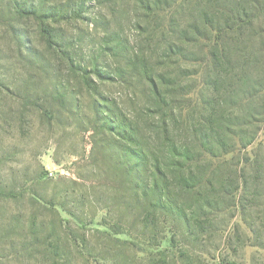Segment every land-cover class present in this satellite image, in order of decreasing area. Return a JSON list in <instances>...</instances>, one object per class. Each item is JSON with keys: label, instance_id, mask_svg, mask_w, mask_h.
<instances>
[{"label": "rangeland", "instance_id": "obj_1", "mask_svg": "<svg viewBox=\"0 0 264 264\" xmlns=\"http://www.w3.org/2000/svg\"><path fill=\"white\" fill-rule=\"evenodd\" d=\"M154 1L0 0L2 187L16 191L31 187L70 203L82 195L95 199V185L107 183L103 173H111L113 152L102 143L109 135L102 128L109 111L133 123L146 140L157 141L158 108L149 84L138 75V57L163 54L172 35L164 31V39L158 23L175 17L180 28L190 31L215 1L181 0L173 15L155 11ZM16 4L20 9L32 6L37 13L26 15L20 10L19 15ZM255 29L260 33L257 51L264 43V16ZM158 61L159 68L173 76L182 75L179 66L197 72L189 81L195 88L193 101L187 98L181 113L182 120L197 121L202 110L199 95L209 102L218 99L204 83V64H170L162 57ZM179 82L184 84L183 76ZM258 133L241 157L228 156L239 172L246 159L264 165V124ZM253 171L258 177L249 179L250 189H237L234 183L226 200L218 197L223 202V210L216 213L220 229L209 242L210 254L204 255L210 264L223 259L264 264V172L259 166ZM103 200L109 202V197ZM107 214L108 209L100 210L92 226L105 229L97 221ZM169 231L162 248L170 247ZM50 243L66 249L61 251L64 258L44 254ZM177 244L172 252L183 246L182 241ZM117 250L101 233L78 226L61 208L48 212L33 205L28 196L12 200L0 196V264H120L108 256ZM122 256L126 264H151L140 252L129 250Z\"/></svg>", "mask_w": 264, "mask_h": 264}, {"label": "trees", "instance_id": "obj_2", "mask_svg": "<svg viewBox=\"0 0 264 264\" xmlns=\"http://www.w3.org/2000/svg\"><path fill=\"white\" fill-rule=\"evenodd\" d=\"M214 1L200 13L201 23L191 25L190 31L180 28L175 17L158 23L164 39V31L172 35L163 54L138 57V75L149 84L158 108L157 141L146 140L133 123L109 111L102 127L109 135L102 143L113 152L111 173L102 172L107 183L96 182L95 199L82 195L70 203L31 187L16 191L1 185L0 196L11 200L28 196L33 205L48 212H60L61 208L78 226L94 229L109 246L114 244L118 250L115 254L109 251L108 256L116 263L126 264L122 255L130 250L145 254L151 264H210L204 255L210 254L209 242L220 229L216 213L223 210V202L218 197L227 198L234 183L237 189H247L249 179L258 177L255 166L264 172L257 159L241 161V172L234 160L228 159L231 154L241 157V151L256 142L264 124V43L257 51L255 43L264 0ZM154 3L155 11L172 15L182 6L181 0ZM16 7L19 15L20 10L26 15L37 13L32 6ZM47 38L51 43L52 36ZM161 57L170 64H204V83L218 99L209 102L199 95L202 110L197 121L181 119L187 98L193 101L195 88L189 81L197 72L179 66L182 75L173 76L159 68ZM180 76L184 84L179 82ZM104 209L110 215L97 225L105 229L92 226ZM169 229L170 247L162 248ZM180 241L183 246L172 252ZM50 244L44 254L64 258L61 251L66 249ZM220 264L233 263L223 259Z\"/></svg>", "mask_w": 264, "mask_h": 264}]
</instances>
